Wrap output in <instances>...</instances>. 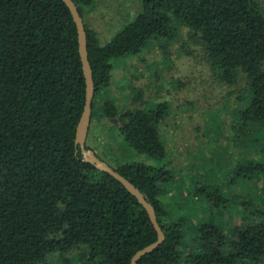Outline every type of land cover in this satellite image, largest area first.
<instances>
[{
  "label": "trees",
  "instance_id": "1",
  "mask_svg": "<svg viewBox=\"0 0 264 264\" xmlns=\"http://www.w3.org/2000/svg\"><path fill=\"white\" fill-rule=\"evenodd\" d=\"M73 2L93 83L89 122L114 117L136 152L164 156L158 123L165 102L118 112L111 98L96 97L109 83L112 58L137 54L162 37L183 38L184 53L196 49L216 78L246 100L230 125L232 136L241 140L264 129V0H141L133 19L103 43L84 20L92 0ZM83 102L76 27L66 4L0 0V264H35L78 250L92 264H128L136 249L155 239L136 197L84 160L74 144ZM85 147L92 149L86 141ZM240 157L230 183L258 173L263 183L257 193L229 194L204 183L180 190L184 197L201 194L215 207L229 204L228 213L241 220L196 221L189 245L182 243L184 216H173L165 198L173 170L165 163L107 162L152 205L163 233L135 264H264V160Z\"/></svg>",
  "mask_w": 264,
  "mask_h": 264
},
{
  "label": "rangeland",
  "instance_id": "2",
  "mask_svg": "<svg viewBox=\"0 0 264 264\" xmlns=\"http://www.w3.org/2000/svg\"><path fill=\"white\" fill-rule=\"evenodd\" d=\"M140 8L141 0H92L83 16L103 43ZM182 39L152 38L139 53L112 58L109 83L96 96L111 98L118 112L165 102V113L158 123L164 156L155 158L136 152L120 135L114 117H93L85 141L111 165L137 160L170 167L174 178L167 185L170 188L165 198L173 216H184L187 225L182 243L189 245L196 221L209 219L225 225L241 220L236 212L228 213L229 204L215 207L201 194L184 197L179 195L180 190L191 191L204 183L218 184L229 194L242 190L257 193V186L263 183L260 174L242 184H232L231 177L239 156L264 160V129L256 134L252 130L241 140L240 135L232 136L230 125L237 121L246 100L216 78L196 49L192 54L184 53L179 48ZM78 251L53 253L35 264H92Z\"/></svg>",
  "mask_w": 264,
  "mask_h": 264
},
{
  "label": "water",
  "instance_id": "3",
  "mask_svg": "<svg viewBox=\"0 0 264 264\" xmlns=\"http://www.w3.org/2000/svg\"><path fill=\"white\" fill-rule=\"evenodd\" d=\"M62 1L68 7L69 12L71 14V17L76 27L77 49H78L79 58L81 61L82 73L84 77V102H83L82 110L80 112V115L75 125L73 142L75 145L79 147V150L81 152V157L84 160L92 162L93 165L98 169L107 171L109 174L114 176L118 181H120L126 187V189L136 197L137 201L146 210L149 220L156 231V237L154 240L136 249L131 254L128 264H135L136 259L141 254L151 250L154 246H156L161 241L163 237V233L156 220V216H155L152 205L145 199V197L138 190V188L134 186L123 175L117 172L113 167H111L105 160L98 157L95 154L93 149L89 147H85V137H86L87 128L89 124L90 103H91L92 92H93L91 71H90L88 60H87V52H86V45H85V32L83 28L82 18L79 15L76 9V5L74 4L73 0H62Z\"/></svg>",
  "mask_w": 264,
  "mask_h": 264
}]
</instances>
